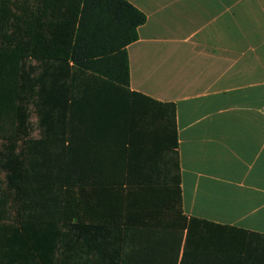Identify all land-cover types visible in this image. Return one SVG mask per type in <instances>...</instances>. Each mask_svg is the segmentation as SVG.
Instances as JSON below:
<instances>
[{
  "label": "trees",
  "instance_id": "16d2710c",
  "mask_svg": "<svg viewBox=\"0 0 264 264\" xmlns=\"http://www.w3.org/2000/svg\"><path fill=\"white\" fill-rule=\"evenodd\" d=\"M146 20L126 0H0V235L13 234V264H156L159 205L171 264H183L196 220L181 216L176 107L130 88L127 47ZM134 125L148 150L134 148ZM108 140L109 167L95 152ZM106 171L124 179L90 180ZM103 184L130 194L91 209L90 187Z\"/></svg>",
  "mask_w": 264,
  "mask_h": 264
},
{
  "label": "crops",
  "instance_id": "0c3cea01",
  "mask_svg": "<svg viewBox=\"0 0 264 264\" xmlns=\"http://www.w3.org/2000/svg\"><path fill=\"white\" fill-rule=\"evenodd\" d=\"M126 1L147 18L127 47L130 88L176 107L181 216L196 220L183 231L177 261L264 264V0ZM132 129L134 148L152 147L146 128ZM108 141L95 148L107 167L115 160ZM123 177L107 172L90 180ZM122 189L90 187V208L105 211L112 193L130 194ZM168 219L159 205L156 264L175 263Z\"/></svg>",
  "mask_w": 264,
  "mask_h": 264
},
{
  "label": "rangeland",
  "instance_id": "374dc122",
  "mask_svg": "<svg viewBox=\"0 0 264 264\" xmlns=\"http://www.w3.org/2000/svg\"><path fill=\"white\" fill-rule=\"evenodd\" d=\"M34 117L35 116L32 117L33 121H35ZM4 235L5 237L0 235V250L3 252L5 258L3 264H13V257H14L13 234L7 231ZM0 264H2L1 261Z\"/></svg>",
  "mask_w": 264,
  "mask_h": 264
}]
</instances>
